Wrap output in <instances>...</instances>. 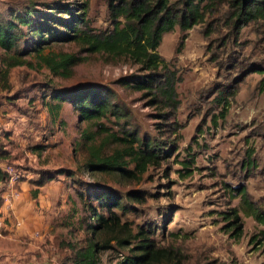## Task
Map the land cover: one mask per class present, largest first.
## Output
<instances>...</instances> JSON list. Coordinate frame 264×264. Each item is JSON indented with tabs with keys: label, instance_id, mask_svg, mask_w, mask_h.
<instances>
[{
	"label": "rangeland",
	"instance_id": "374dc122",
	"mask_svg": "<svg viewBox=\"0 0 264 264\" xmlns=\"http://www.w3.org/2000/svg\"><path fill=\"white\" fill-rule=\"evenodd\" d=\"M81 1L0 0V20H8L14 13L23 18L26 12H32L30 23L20 24L18 28L22 37L20 45L24 47L27 40L39 38L31 35L30 25L43 22L45 29L63 32L65 29L61 26L70 20L67 10H75ZM88 2L91 26L98 31L109 28L107 0ZM37 12L42 15H36ZM203 28L199 25L181 32L176 27L163 35L158 48L159 55L182 78L176 87L180 101L176 121L181 125L177 137L169 133L162 135L156 129L160 121L155 116L156 109L148 105V99L119 83L120 78L138 68L125 58L113 60L100 54L86 55L74 42H51L52 31L44 36L48 44L43 55L75 54L86 60L66 74L54 75L30 55L26 59L32 68L16 67L10 71L11 89L0 87V144L9 152L6 164L18 170L21 180H28L31 209L43 220H49L57 232V242L53 239L49 249L56 263L74 264L68 243L90 239L88 225H94L90 207L107 217L97 197L101 192H109L127 208L114 210L121 224L133 233L140 226L150 229L158 247L172 250L171 258L156 264H264V242L260 246L250 244L252 237L261 239L264 226L247 217L240 198L232 199L228 191L232 186H244L249 199L264 210V93L257 90L261 76L245 77L225 122L217 128L211 127L206 115L207 93L234 73L218 69L216 63L209 61L213 51L218 60L225 59L224 50L215 47L216 40L226 30L205 39ZM263 38L264 31L251 24L239 36L243 47L229 43L227 53L233 50L236 56L251 62L262 60ZM209 43L213 44L210 52L207 51ZM2 54L0 50V58ZM97 85L112 91L113 102L127 114L130 128L137 131L140 139L166 142L176 138V153L159 166L149 167L139 181H126L116 174L87 173L82 166L90 143L79 137L80 131L88 127L87 123H80L68 102L62 103L57 121L53 122L47 113L45 103L58 104L51 97L43 98L48 89L56 93ZM101 123L111 132L118 130L113 118L103 119ZM100 139L97 137L96 144ZM36 147L43 150L36 153ZM115 149L120 147L109 144L103 151L110 154ZM188 152L196 154L193 173L182 179L178 162L186 159ZM248 157L255 163L249 170L244 166ZM58 170L68 171L56 175L43 187H35L38 173ZM34 190H38L36 197L32 194ZM131 191L141 192L144 200L129 201L126 195ZM227 208H236L242 219L244 231L239 241L223 231L224 224L218 213ZM126 232L118 229L115 233L96 235V241H110L109 247L98 255L96 264H120L134 254L131 248L135 241L126 247L117 244V240L126 239Z\"/></svg>",
	"mask_w": 264,
	"mask_h": 264
},
{
	"label": "trees",
	"instance_id": "16d2710c",
	"mask_svg": "<svg viewBox=\"0 0 264 264\" xmlns=\"http://www.w3.org/2000/svg\"><path fill=\"white\" fill-rule=\"evenodd\" d=\"M109 28L96 30L91 26L88 17L89 2L82 0L75 10H67L70 20L65 22L63 32H55L46 28L40 22L30 25L31 35L39 38L25 42L22 40L18 28L20 24L28 25V19L32 12H26L23 18L10 14L6 21L0 20V50L3 52L0 58V87L9 91L10 71L16 67L32 68L26 57L33 55L40 65L46 67L54 75L68 73L73 67L84 62L86 57L75 54L43 55L47 42L45 35L53 31L51 42H74L81 47L86 55L100 54L113 60L125 58L137 70L119 79V83L129 87L134 92H139L148 105L156 109L155 116L160 120L156 129L162 135L169 133L177 137L181 125L176 121V114L180 106L177 85L181 83V76L171 69L167 62L158 53L164 34L172 32L176 27L181 32H187L192 28L202 25L203 36L209 39L213 34L221 35L222 29L226 34L217 41L216 49H223L226 53L224 60H218L213 51L210 60L218 65V69L233 72L232 76H226L225 82L218 83L208 93L207 118L211 127L217 128L225 122L231 102L235 99L240 84L249 74L261 76L257 84V90L264 93V58L257 61H249L238 57L237 52L230 50L227 53L228 44L243 47L238 41L244 28L249 25H257L260 31H264V0H107ZM36 15H42L37 12ZM21 19V20H19ZM39 19L36 18V21ZM41 20V18H40ZM42 21V20H41ZM264 39V38H263ZM212 42V41H210ZM212 43L208 44L207 51L212 50ZM51 97L58 104L51 106L45 103L47 113L53 122L59 119L61 105L68 102L74 113H77L80 123H87L86 128L80 131L82 141L90 143L87 146V159L83 169L92 174H116L126 181H139L149 167L159 166L161 161L170 159L178 150L176 138L166 142L158 140L140 139L137 131L130 128L127 114L116 105L112 98L113 93L105 86H89L70 90L67 92H52L47 90L43 98ZM113 118L118 125L116 132H111L101 121ZM128 123V124H127ZM92 129H95L92 132ZM97 137H101L96 144ZM109 144H115L120 149L113 150L110 154L104 153V148ZM43 149L36 147L34 151L40 153ZM9 152L0 144V162L8 159ZM196 154L188 152L187 158L178 162L182 170L178 172L180 178L185 179L192 175ZM245 169L255 166L250 157L244 161ZM68 171V170H67ZM67 171L58 170L55 173L40 172L39 178L34 182L38 189L53 181L56 175ZM6 174L0 168V180L6 179ZM229 193L232 199L239 197L244 214L253 218L261 226H264V210L249 199L247 189L244 186L230 187ZM36 197L38 190L33 191ZM127 199L134 202H142L144 195L141 192L131 191L127 193ZM99 206L105 210L107 217L91 208L94 225H88L90 239L87 241L70 242L68 247L73 254L74 264H96L98 255L109 247L110 241H96L95 237L101 232L115 233L126 230V239L117 240L121 247L135 245L131 248L130 255L120 264H156L171 258L172 250L160 248L156 245L150 229L138 227L136 233L121 224L115 209L125 211L119 199L109 192H101L97 197ZM224 224L223 231L231 239L239 241L243 236L244 226L236 208H227L218 213ZM55 243L57 232L55 231ZM261 239H250V244L260 246L264 242V230L260 232ZM117 239V238H114Z\"/></svg>",
	"mask_w": 264,
	"mask_h": 264
},
{
	"label": "crops",
	"instance_id": "0c3cea01",
	"mask_svg": "<svg viewBox=\"0 0 264 264\" xmlns=\"http://www.w3.org/2000/svg\"><path fill=\"white\" fill-rule=\"evenodd\" d=\"M19 188L21 196L14 205V220L21 222L22 228L10 227L0 236V264H58L46 245L47 239L50 244L53 243L55 229L49 220H43L31 209L28 203V180H21ZM36 231L43 237L34 238L33 233Z\"/></svg>",
	"mask_w": 264,
	"mask_h": 264
},
{
	"label": "built area",
	"instance_id": "2783aa9c",
	"mask_svg": "<svg viewBox=\"0 0 264 264\" xmlns=\"http://www.w3.org/2000/svg\"><path fill=\"white\" fill-rule=\"evenodd\" d=\"M0 168L7 176L5 180H0V236H2L10 227L22 228V223L14 220V205L21 196L19 182L22 176H19L15 167L7 165L6 162L0 163ZM33 237L42 238L43 234L36 231ZM46 241L47 249H50L52 244L49 243V239Z\"/></svg>",
	"mask_w": 264,
	"mask_h": 264
}]
</instances>
